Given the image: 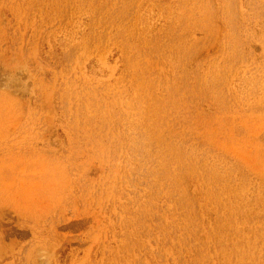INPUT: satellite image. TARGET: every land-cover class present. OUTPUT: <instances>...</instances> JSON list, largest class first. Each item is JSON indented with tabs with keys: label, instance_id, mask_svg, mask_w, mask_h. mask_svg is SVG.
<instances>
[{
	"label": "rangeland",
	"instance_id": "374dc122",
	"mask_svg": "<svg viewBox=\"0 0 264 264\" xmlns=\"http://www.w3.org/2000/svg\"><path fill=\"white\" fill-rule=\"evenodd\" d=\"M0 264H264V0H0Z\"/></svg>",
	"mask_w": 264,
	"mask_h": 264
}]
</instances>
